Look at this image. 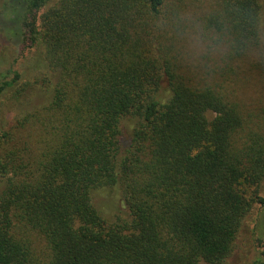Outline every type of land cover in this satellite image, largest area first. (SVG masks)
Returning <instances> with one entry per match:
<instances>
[{
  "label": "trees",
  "instance_id": "16d2710c",
  "mask_svg": "<svg viewBox=\"0 0 264 264\" xmlns=\"http://www.w3.org/2000/svg\"><path fill=\"white\" fill-rule=\"evenodd\" d=\"M196 2L8 0L32 62L0 75V98L49 101L0 130V264H227L264 207V113L234 100L242 66L264 64V0ZM102 188L128 220L99 214Z\"/></svg>",
  "mask_w": 264,
  "mask_h": 264
},
{
  "label": "rangeland",
  "instance_id": "374dc122",
  "mask_svg": "<svg viewBox=\"0 0 264 264\" xmlns=\"http://www.w3.org/2000/svg\"><path fill=\"white\" fill-rule=\"evenodd\" d=\"M202 4L204 8L209 7V4L205 0H197L195 3L197 11ZM16 15L17 13L8 4V0L0 1V75L7 74L11 68L19 70L22 65L24 66L32 62L31 52L28 48L27 31ZM262 36L264 41V10ZM194 44L192 43L189 47H192ZM205 55L206 50L204 47L197 45L196 54L192 55V57H198L200 60ZM254 59L255 61L261 60L258 57ZM250 61L248 60V62ZM242 67H245L248 71L240 75L241 79L237 83V92L234 100L246 112L251 113L250 115L257 116L259 114V121L262 123V112L264 113V64L258 71H249L250 68L246 65ZM16 97L14 92L9 90L0 98V130L2 131L9 130L21 114L44 106L49 101L36 88H27L25 92L19 94L18 98ZM208 117L211 119L213 116L208 114ZM252 122L254 123L255 119ZM132 127L133 122L131 120H126L122 126L123 147L128 146ZM4 187L5 180L0 179V193ZM261 192V196L264 197V184L263 191ZM92 202L99 214L109 224L116 222L117 219L121 221L128 220L123 198L118 188L95 190L92 195ZM17 234L25 241H28L38 259L46 258V249L42 237L35 234H26L20 226H18ZM263 242L264 207H259L258 205L255 208L253 207L250 214L243 221L236 238L235 247L227 264H250L261 257L263 258L262 261H264Z\"/></svg>",
  "mask_w": 264,
  "mask_h": 264
}]
</instances>
